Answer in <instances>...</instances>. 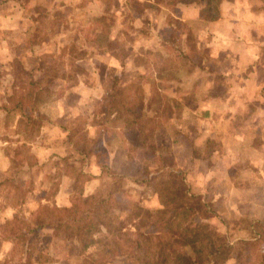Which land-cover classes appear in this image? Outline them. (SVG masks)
Returning a JSON list of instances; mask_svg holds the SVG:
<instances>
[{
    "label": "rangeland",
    "instance_id": "374dc122",
    "mask_svg": "<svg viewBox=\"0 0 264 264\" xmlns=\"http://www.w3.org/2000/svg\"><path fill=\"white\" fill-rule=\"evenodd\" d=\"M185 1L198 2L0 0V264H89L105 259L101 247L82 252L76 240L56 237L52 229L19 230L41 206L70 207L76 190L66 173L75 171L89 176L82 182L84 196L110 197L112 214L121 221L139 206L153 213L155 219L145 222H153L157 232L160 222L170 217L173 230L178 223L195 229L206 223L232 249L222 264H264V225L252 241L232 242L218 233L215 223L224 214L214 210L207 194L192 192L176 159L178 150L169 146L170 138L182 136L178 128L187 131L182 140L195 141L202 133L205 122L197 120L199 114L186 112L177 96L199 91L203 84L192 78L202 75L196 68L216 57L197 48V23L178 19V5ZM212 2L211 13L216 10V0ZM156 27L160 41L154 39ZM142 40L148 46L145 52L139 50ZM15 60L31 73L32 82L24 77L14 83ZM188 62L194 79L189 84L156 82V69L161 76L168 70L173 78L185 79L182 70ZM60 98H65L67 116L56 108ZM190 105L199 107L195 101ZM166 181L187 195H155L157 185ZM8 222L18 231L8 228ZM128 225L134 233L133 224ZM110 264L137 263L116 258Z\"/></svg>",
    "mask_w": 264,
    "mask_h": 264
},
{
    "label": "crops",
    "instance_id": "0c3cea01",
    "mask_svg": "<svg viewBox=\"0 0 264 264\" xmlns=\"http://www.w3.org/2000/svg\"><path fill=\"white\" fill-rule=\"evenodd\" d=\"M205 5L206 0L199 6L194 1L180 3L178 19L197 23L196 46L215 53V61H203L196 68L202 75L192 78L203 84L199 91L177 96L186 112L199 114L197 120L205 123L195 141L182 140L187 131L178 128L182 136L170 138L169 146L178 150L176 159L184 166L192 192L207 194L214 210L224 214L215 223L218 233L232 242L252 241L264 225V0H216L210 15ZM154 33L160 41L159 27ZM145 44L142 40L139 50L147 51ZM167 71L161 76L160 69L154 70L156 82L185 85L194 80L189 62L182 70L185 79ZM170 96L176 98L175 93ZM64 100L56 102L61 116H67ZM191 101L199 107H192ZM195 148L199 150L194 154Z\"/></svg>",
    "mask_w": 264,
    "mask_h": 264
},
{
    "label": "trees",
    "instance_id": "16d2710c",
    "mask_svg": "<svg viewBox=\"0 0 264 264\" xmlns=\"http://www.w3.org/2000/svg\"><path fill=\"white\" fill-rule=\"evenodd\" d=\"M202 1L198 0V2ZM211 4L212 0H206L207 15L211 13ZM11 67L14 83L17 84L19 78L22 80L24 77H28L29 82H32L31 73L25 70L20 61L15 60ZM19 89H24V83L20 84ZM28 96L31 99L32 94ZM18 100L21 103L23 99ZM66 175L73 180L72 189L76 190L74 197L70 200V207L41 206L37 216L30 223L22 222L23 226L19 227V230L25 228L31 233L44 228L52 229L56 237L63 236L71 238L72 241L76 240L82 252L91 246L101 247L106 251L105 259L90 260L89 264H110L116 258H132L137 264H174L179 261H184V264H222L224 257L231 256V247L222 241L206 223L197 229L178 223L175 225L177 229L173 230L174 224L170 217L167 221L160 222L159 231L166 233L163 237L164 235L162 236L159 231H155L153 222L151 225H146V218L155 219L151 211L136 206L125 222L121 221L118 216L112 214L113 205L110 197L105 200L94 196H84L82 182L88 180L87 174L75 171L74 175L70 173ZM177 186L171 181L160 182L154 194L161 197L169 193L185 197L186 190ZM14 222H8L7 226L10 229L14 226L11 230L16 232L18 227H15ZM130 223L133 224L134 233L127 230ZM101 233H103L102 237L94 238ZM174 236L176 238L172 241ZM186 251L190 254L183 253Z\"/></svg>",
    "mask_w": 264,
    "mask_h": 264
}]
</instances>
